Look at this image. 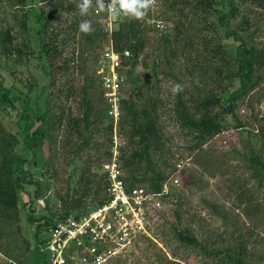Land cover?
Wrapping results in <instances>:
<instances>
[{
	"label": "trees",
	"instance_id": "obj_1",
	"mask_svg": "<svg viewBox=\"0 0 264 264\" xmlns=\"http://www.w3.org/2000/svg\"><path fill=\"white\" fill-rule=\"evenodd\" d=\"M4 1L11 8L21 10L20 16L13 18L22 39L17 42L15 28L10 23L1 27L0 57L5 59V64L10 62L11 68L7 70L13 75L18 69H27L32 59L36 60L45 81L33 98L29 90L25 92L17 90L14 84L0 83V250L10 260L15 256L7 264L21 263L20 256L11 249L18 248L16 237L21 233L22 195L26 197L22 207L26 210L27 222L42 221L36 226L30 264H48V255L43 249L46 238L41 236V228L47 231L51 224L96 208L107 199L101 169L102 163L110 159L108 147L113 125L107 119L106 104L98 91L96 77L87 72L86 66L71 67L75 65L73 58L64 56L67 42H76L78 38L84 59L92 57V62L98 60L97 50L110 44L120 54L121 70L132 81L131 69L144 52L151 49L155 56V75L160 72L183 87L182 92L174 94L173 118L182 131L193 136L190 150L202 147L226 128H243L235 113L237 100L250 94L264 79V46L259 45L254 33L244 34L250 23L242 11L245 5L264 9V0H158L157 6L164 7L161 15L170 13L169 17L163 18L155 15L153 9H147L141 19L121 17L112 31L106 27L104 16L95 15L93 8L81 17L77 8L79 0ZM65 15L69 25L53 27L56 19ZM238 16L241 20L232 28L231 22ZM85 19L91 21L93 31L90 33L79 31V24ZM156 21L164 23V28L157 27ZM184 23L193 28L190 34ZM185 39L188 42L182 43ZM231 39L237 43L234 54L225 43ZM193 41L207 50L206 55L194 54ZM124 51L129 53L128 57L123 56ZM180 57L184 64L176 67L175 62ZM75 73L83 82L78 89L71 83ZM195 79L199 82H194ZM188 82H191L190 87ZM137 88L127 96L122 92L118 132L127 146L121 151L119 164L128 187L142 186L158 193L176 169L169 160L173 156L170 140L159 124V98L144 96L141 92L144 87ZM65 90H68L66 96L76 93L80 97V113L76 116L66 115L62 107L60 96ZM59 129L64 130L65 136L60 146L64 155L63 171L55 166L57 147L53 135ZM95 135L102 140H95ZM254 152L250 149L243 159L248 163L247 168L253 170V178L264 183V161ZM76 159L80 166L76 165ZM31 165L36 172L29 169ZM42 168H52V174L44 177ZM92 169L99 170L100 174L93 173ZM168 194L163 195V199L168 198L173 205H178L172 208L174 221L169 222L178 243L198 252L203 264H249V253L243 241L231 248L211 246L181 226L180 204L173 200L175 193ZM39 200L44 202L45 212L33 207ZM57 202L61 203L60 208L47 211L48 205ZM2 239L7 243H1Z\"/></svg>",
	"mask_w": 264,
	"mask_h": 264
},
{
	"label": "rangeland",
	"instance_id": "obj_2",
	"mask_svg": "<svg viewBox=\"0 0 264 264\" xmlns=\"http://www.w3.org/2000/svg\"><path fill=\"white\" fill-rule=\"evenodd\" d=\"M48 1L57 2V0ZM154 9V14L158 16L164 11L162 4L156 5ZM242 11L250 23L244 34L254 33L259 45L264 46V9L245 5L242 6ZM20 14V8H11L6 1H0V28L6 27L9 23L13 25L18 43L22 36L19 34L18 23L14 21L13 16L18 17ZM169 14L166 13L161 17L167 18ZM65 18L66 15L60 20L56 19L53 27H67L69 23ZM119 20L118 18L117 22ZM240 20L241 18L238 16L231 22V27L235 28ZM155 24L157 25V23ZM160 25L161 29L165 26L164 23ZM185 25L190 34L193 28H190L191 25L188 23ZM170 26L172 24H168V27ZM29 36L34 38L33 33H30ZM77 39L76 42L70 41L64 45V56L73 58L75 65L71 67L86 66L87 72L92 73L99 83L98 60L95 59H99L104 47L109 44H105L102 50H97L95 62H92L90 60L92 57H89L88 60L84 59L85 54ZM184 42H188V39L182 41V43ZM193 42H195L194 54L206 55L207 50L196 41ZM225 43L229 46V52L234 54L237 43L232 39ZM33 46H37L36 40H34ZM144 53L131 69L130 78L133 81L128 79L129 76L124 73V70V72L121 70L126 77L122 92L124 96H127L134 87H136L135 91H137V87H144L141 91L144 96H158L159 98L161 104L158 112L160 114L159 124L163 127L165 136L170 140L173 156L169 157V160L173 162L176 169L174 173L169 174V177L174 175L178 179V184L175 187L170 186L167 193H175L176 199L173 200L180 204L181 226L187 227L198 239L211 246L231 248L236 246L239 241H243L249 253L247 262L249 264H264V183L253 178V170L247 168L248 163L243 159L250 149H254V154L264 161V79L250 94L237 100L235 113L244 124L243 128H226L222 133L209 138L202 147L190 150L189 147L194 143L193 136L182 131L173 118L175 92L172 91V88L175 83L160 72L155 75L153 67L155 56L149 48ZM191 56L193 57V55ZM183 60L180 57L175 62L176 67L184 64ZM5 63V59L0 57V83L14 84L17 90L22 89L25 92L29 90L30 96L35 97V94L40 91L41 85L45 83L37 61L32 59L27 69L26 67L18 69L14 75L10 70H7V67L11 68L10 62L8 65ZM71 67L70 71L73 70ZM161 70L163 71V67ZM164 71L167 70L164 69ZM193 81L199 82L198 79ZM234 82L238 83L237 80ZM29 83L32 86H29ZM71 83L78 89L83 84L81 76H77L75 73ZM187 85L190 87L191 82H188ZM66 91L68 90H65L60 96L62 107L66 115L76 116L80 113V97L76 93L66 96ZM98 91H101L100 83ZM118 123L119 121L112 124L110 138H113L115 132L116 139L122 141V151L126 148L127 141L118 132ZM6 124L8 125V120H6ZM63 134L64 130L59 129L53 135L57 147L55 166L58 171L65 167L63 166L64 155L60 150L62 139L65 137ZM98 136L95 135L94 139L101 141L102 139ZM108 148L110 149V147ZM44 152L47 154L46 147H44ZM76 163H78L76 165H81L77 159ZM33 168L36 169L32 165L29 166L31 171H34ZM67 169L70 170V166ZM42 170L46 178L52 174V168H42ZM92 172L100 174L99 170L92 169ZM21 197L19 206L21 233L20 237H16L18 248L15 247L11 251L20 256V264H30L33 260L36 226L42 221H35L33 224L27 222L26 210H23L22 207V202L26 201V197L24 195ZM52 205V203L48 205L50 208L47 211L52 212L60 208L61 203L57 202L51 207ZM33 207L40 212H45L42 200L33 203ZM177 207L178 205H173L168 198L165 200L161 197L150 211L148 235L133 240L130 245H127L105 264H203L204 260L198 255V252L178 243L169 229V222L174 221L172 208ZM36 216H38L37 213ZM40 234L46 238L47 243L48 231L41 228ZM5 240L2 239L1 243L6 244ZM25 246L28 248L26 249ZM14 259L15 256L11 260L8 259L0 250V264L10 263ZM79 263V261H75L73 264Z\"/></svg>",
	"mask_w": 264,
	"mask_h": 264
},
{
	"label": "built area",
	"instance_id": "obj_3",
	"mask_svg": "<svg viewBox=\"0 0 264 264\" xmlns=\"http://www.w3.org/2000/svg\"><path fill=\"white\" fill-rule=\"evenodd\" d=\"M93 2L95 4V0ZM157 3V0H149L148 9H154ZM93 13L104 16L106 27L112 31L118 18H110L106 10L101 12L93 8ZM156 23L161 28L160 21ZM123 56L128 57L129 53L124 51ZM97 64L107 117L112 124L117 123L121 116L120 103L126 81L121 71L120 54L109 44L104 47ZM114 134L109 149L110 159L102 164L101 169L106 181L105 203L51 224L44 248L48 254V264H73L75 261H79V264H105L133 240L148 235L152 207L168 194L170 186L178 184V179L173 175L158 193L142 186L128 187L119 164L122 141L117 140Z\"/></svg>",
	"mask_w": 264,
	"mask_h": 264
},
{
	"label": "clouds",
	"instance_id": "obj_4",
	"mask_svg": "<svg viewBox=\"0 0 264 264\" xmlns=\"http://www.w3.org/2000/svg\"><path fill=\"white\" fill-rule=\"evenodd\" d=\"M149 7V0H79L77 4L78 14L83 17L89 14L90 8H94L98 11H107V15L112 18L131 17L135 19H141L147 14ZM79 31L82 33H90L93 31L90 20H82L79 24ZM172 91L179 93L183 91L181 84L176 83L173 85Z\"/></svg>",
	"mask_w": 264,
	"mask_h": 264
}]
</instances>
